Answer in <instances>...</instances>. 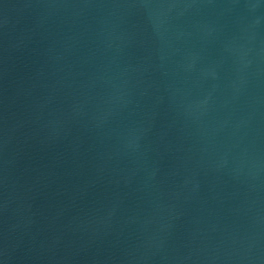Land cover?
I'll list each match as a JSON object with an SVG mask.
<instances>
[{
	"label": "water",
	"instance_id": "obj_1",
	"mask_svg": "<svg viewBox=\"0 0 264 264\" xmlns=\"http://www.w3.org/2000/svg\"><path fill=\"white\" fill-rule=\"evenodd\" d=\"M0 264H264V0H0Z\"/></svg>",
	"mask_w": 264,
	"mask_h": 264
}]
</instances>
